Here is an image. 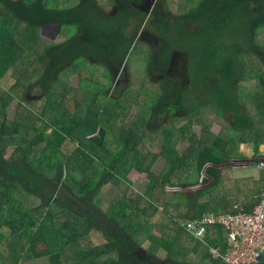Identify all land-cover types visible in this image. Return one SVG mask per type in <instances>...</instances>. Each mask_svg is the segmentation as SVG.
<instances>
[{"label": "trees", "instance_id": "obj_1", "mask_svg": "<svg viewBox=\"0 0 264 264\" xmlns=\"http://www.w3.org/2000/svg\"><path fill=\"white\" fill-rule=\"evenodd\" d=\"M49 26H60L61 37L44 46L40 33ZM24 27L25 42H18ZM144 27L157 44L148 47V71L161 77L160 92H152L157 100L144 103L131 121L127 111L145 93H130L131 85L112 91V82L128 71ZM239 44L245 54L236 68L232 52ZM175 49L198 53L190 55L193 63L218 66L225 79L234 73V84L205 86L213 112L202 116L204 140L193 129L203 109L197 117L185 114L184 93L168 76ZM97 65L110 71L112 81L81 80L80 88L97 100L91 107L75 104L68 79ZM252 79L260 88L246 94L239 83ZM263 96L264 0H0V264L26 263L37 244H47L50 264H227L210 253L212 247L222 254L227 249L221 227L196 240L185 225L231 212L236 202L252 209L264 182L240 186L230 169L247 159L242 145L253 150V159L261 158ZM194 98L201 100L202 92ZM17 100L13 121L8 109ZM43 101L40 112L28 106ZM166 110L168 120L161 122ZM101 129L107 131L103 145L84 136ZM185 141L188 148L180 154L177 147ZM154 144L157 152L149 146ZM160 158L165 166L156 174ZM133 171L148 177L143 193L131 189ZM110 184L119 194L106 209L100 196ZM20 206L40 220L38 227L28 224ZM95 231L107 242L96 245ZM159 250L167 253L165 260Z\"/></svg>", "mask_w": 264, "mask_h": 264}, {"label": "rangeland", "instance_id": "obj_2", "mask_svg": "<svg viewBox=\"0 0 264 264\" xmlns=\"http://www.w3.org/2000/svg\"><path fill=\"white\" fill-rule=\"evenodd\" d=\"M16 1V0H15ZM190 5H193V3H189ZM151 12L152 10H150V15L151 16ZM172 13H175V8L174 6L171 9ZM20 34L18 33V35L16 37H18V42L21 40H23L25 42V36L23 34H27V30L24 27V29H20L19 30ZM25 32V33H24ZM61 32L62 29L60 26H49V27H45L44 29H42L41 33H40V38L42 39V42L45 44L44 46L50 45L54 42H56L58 39H60L61 37ZM76 35V30L72 29V36ZM151 36V38L148 36L147 32H146V27L143 28L142 33L139 36L138 41L140 42L137 45V48L134 52V54L131 56V60L129 62L128 65V71L126 73H124V71H122L121 73L118 74V77L116 79H114V81L112 82V91L116 90V89H121L124 85H131V88L128 89L130 90V93L134 94L133 92L135 91H139L137 90L138 88H142V91L145 93V95L141 96V98L138 99V104H132L133 102L129 100V98H125V102L126 104H132V106L128 109V120L133 121L137 116L136 114L140 111L144 109V103L149 102L154 103L157 99L152 97L150 98L149 95L154 92L155 94H158L159 91V83L161 80V77L158 76V74H153L150 75V72L148 71V65L149 61L151 59V54L153 53L152 50H150V48L148 47H152V48H156L157 44H156V40ZM238 46H241L240 49H237L235 51V63H234V67L235 65L238 67H241V59L242 56L245 54V50L242 47L241 44H239ZM233 47V45H232ZM231 47V48H232ZM188 54H182V53H172V60L170 62L169 68L167 69L168 71V76L169 78H171L173 81L178 82L179 83V87L182 89L184 96H185V101H186V107H187V111L184 112L185 114L188 113L189 116H195L197 117V112L199 110V108L203 109V113L201 115H199V119L197 121L198 124H195L193 126V129L196 131V133L200 136V138L202 140H204L206 138L207 134H202L201 132V126H203V123L205 118L207 117V112H210V110H212V105L206 103V99H207V93H209V90L205 89L206 84H202L200 80H202L203 82H207V80L204 78L203 79V75L205 74L204 70H203V64H199L198 67L199 69L197 70V72L195 71V75L193 74L194 72V68L192 70V68L189 70V72L187 71V66L190 65V63L188 62ZM194 67V65H193ZM96 70L99 71V73L96 72V70L94 68H82L79 69L78 72H75L74 74H72L70 76V78L68 79L69 82H71L73 84V94L72 96L74 97V102L75 104H81L83 106L86 107H91L97 100V97L89 92H87L86 90H82L80 88V81L81 80H86V81H92L95 79H100L102 81V79H106L108 78L110 81H112V75L110 73V71L104 67V66H95ZM190 74L192 76L193 79H190ZM231 77L228 79H225L222 86L221 87H226V85H231L232 83H236L234 80V73H231ZM194 76V77H193ZM196 79V80H195ZM15 80H12L8 85H7V89H11L13 87V85L15 84ZM226 82V83H225ZM225 83V84H224ZM241 86L244 87V89L246 90L245 93L250 95L256 94L260 88V86L258 85V83L256 82V80H248V81H242ZM217 87V86H216ZM219 88V86H218ZM196 92H202L203 98L201 100L194 98L195 97V93ZM39 91L38 89L32 91V95L29 96V101L30 103H32L33 101H36V97L37 95H39ZM116 94V92H112V96ZM147 95V97H146ZM146 99V101L144 102V100ZM203 100V102L201 103V101ZM263 102H264V96H263ZM28 104L29 108L34 107V109L36 111H42L43 106H44V101L40 102V103H36L35 104ZM201 103V104H200ZM147 106H145V110L144 113L146 115H149V108H146ZM19 109V101H15L11 104V106L8 109V116L11 120H15L17 117V112ZM25 111V109H24ZM213 112V110H212ZM168 112L166 110V112H164L163 116L161 117L160 121L164 122L166 120H168V116H167ZM204 116V120L203 117ZM186 121V120H185ZM185 123V122H183ZM183 123H181L179 126H182ZM177 124V123H176ZM175 124V125H176ZM178 126V125H177ZM217 128L219 129V126H217ZM151 147V149L154 152H157L159 150V145L158 144H154V145H149ZM188 148V142H182L178 145L177 150L179 151L180 154H183L186 149ZM262 148V150H261ZM241 152L247 157V159L242 160L241 162H237L239 165L235 166L236 168L232 170L230 169L232 175L237 179V183L241 186L243 184H245L246 182H251L250 184H254V182L257 181V177H253L251 174L254 172L253 169L255 170V172L258 169L256 168V162L260 159V157L254 158L255 161L251 162V160L253 159V151L251 148L246 147V145H242L240 147ZM264 151V145H262L260 147V152ZM261 156H264V152L260 154ZM245 164V165H244ZM248 164V165H247ZM165 166V160L160 158L157 163L154 165L153 167V171L156 174H160V172L163 170ZM227 169V173H228ZM258 171H262V170H258ZM230 173V172H229ZM260 177H264V171L258 173ZM130 181L132 183L131 185V189L133 191L136 192H144L145 188H146V183H147V175L146 174H140L136 171H133L130 174ZM254 181V182H253ZM260 181L264 182V178L260 179ZM238 184H236L237 186H239ZM237 187L236 191L240 192L242 191L241 187ZM236 186H234L233 188H235ZM190 189H188V192H190ZM119 194V190L113 186L112 184L107 185L106 187L103 188L102 194L100 196L101 201L103 202L104 207L107 209L109 206V203ZM222 194V192H221ZM241 195V194H240ZM259 196V195H258ZM255 198L254 202L252 203V207L255 205L256 201H257V197ZM240 199V198H238ZM242 199V198H241ZM240 199V200H241ZM236 200V199H235ZM239 203V202H236ZM240 204V203H239ZM241 206H243L242 204H240ZM19 212L25 216L28 224H30L31 226L34 227H38L40 225V220L37 217H30L28 215V212L26 211L25 208H23L22 206L19 207ZM154 232L156 233V235H161V232L158 229H155ZM92 240L96 245H102L104 243L107 242L106 239H104L101 234L97 231L93 232L92 235ZM192 238V237H190ZM149 242H146L143 245V248L146 249L149 246ZM12 252V250H11ZM158 257L161 258L162 260H165L167 257V253L164 250H159L158 252ZM24 264H50V260H49V248L47 246V244H37L33 247L32 252H30L28 254V259L27 262ZM260 264H264V261L261 262Z\"/></svg>", "mask_w": 264, "mask_h": 264}, {"label": "built area", "instance_id": "obj_3", "mask_svg": "<svg viewBox=\"0 0 264 264\" xmlns=\"http://www.w3.org/2000/svg\"><path fill=\"white\" fill-rule=\"evenodd\" d=\"M262 151L261 153H263ZM256 168L264 171V156L256 162ZM225 232L227 249L212 247V256L222 258L227 264H260L264 255V188L250 211L236 204L225 214H206L200 220L189 221L186 232L196 240H204L212 227Z\"/></svg>", "mask_w": 264, "mask_h": 264}, {"label": "crops", "instance_id": "obj_4", "mask_svg": "<svg viewBox=\"0 0 264 264\" xmlns=\"http://www.w3.org/2000/svg\"><path fill=\"white\" fill-rule=\"evenodd\" d=\"M12 1H15V0H12ZM18 0H16L15 2H17ZM192 30H196L197 31V25L196 26H194V27H192L191 28ZM173 53H175V54H178L179 53V51H178V49H175V51L173 52ZM180 53H182V54H188V52H180ZM233 54H235V52H232ZM189 55V57H188V59L190 58V61H188L189 63H191V65H188L186 68H187V71L189 72V70L193 67V65H194V75H195V71L197 72V70L199 69V67H198V62H196L197 61V59H196V61L193 63L192 61H191V57H190V55H194V56H198V58H199V55H198V53H191V54H188ZM187 55V56H188ZM171 60H172V56H171ZM171 60H170V62H171ZM235 67L237 68V66L235 65ZM203 70H204V72H205V74L203 75V79L205 78L206 80H207V82H203L202 80H200L201 81V83L202 84H206V86H208V87H213V88H218V86H221L222 84H223V81H224V79L225 78H223L222 76H221V72H223V71H221V69L222 68H220V67H218V66H206V65H204L203 67ZM235 68V69H236ZM223 75V74H222ZM196 80V79H195ZM175 82V81H174ZM177 84H178V87H179V83L178 82H176ZM226 83V82H225ZM224 83V84H225ZM241 84V82L239 83V85ZM217 86V87H216ZM241 86V85H240ZM180 88V87H179ZM181 89V88H180ZM228 89V88H227ZM182 90V89H181ZM246 147H247V145H246ZM261 150H262V148H261ZM253 151V150H252ZM262 152V151H261ZM251 163V162H250ZM239 165V164H238ZM237 165V166H238ZM245 165V164H244ZM248 165V164H247ZM255 169H257V168H255ZM253 173L251 174L253 177H257V181H260V179L262 178H264V177H260L259 176V174L258 173H260V172H263V171H256L255 172V170L253 169ZM237 204V203H236Z\"/></svg>", "mask_w": 264, "mask_h": 264}, {"label": "water", "instance_id": "obj_5", "mask_svg": "<svg viewBox=\"0 0 264 264\" xmlns=\"http://www.w3.org/2000/svg\"><path fill=\"white\" fill-rule=\"evenodd\" d=\"M107 131L105 129H101L98 133L93 130L84 133V136L87 138H91L93 142L103 145L106 138Z\"/></svg>", "mask_w": 264, "mask_h": 264}]
</instances>
